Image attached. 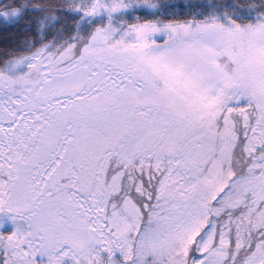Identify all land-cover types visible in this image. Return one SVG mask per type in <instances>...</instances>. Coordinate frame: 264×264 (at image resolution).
<instances>
[{"label":"snow or ice","instance_id":"6c2138e0","mask_svg":"<svg viewBox=\"0 0 264 264\" xmlns=\"http://www.w3.org/2000/svg\"><path fill=\"white\" fill-rule=\"evenodd\" d=\"M0 264H264V0H0Z\"/></svg>","mask_w":264,"mask_h":264}]
</instances>
